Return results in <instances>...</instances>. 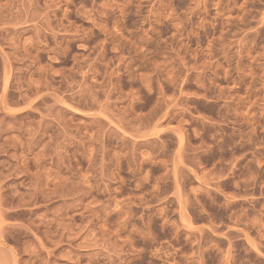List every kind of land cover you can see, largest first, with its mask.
I'll use <instances>...</instances> for the list:
<instances>
[{"label": "rangeland", "instance_id": "374dc122", "mask_svg": "<svg viewBox=\"0 0 264 264\" xmlns=\"http://www.w3.org/2000/svg\"><path fill=\"white\" fill-rule=\"evenodd\" d=\"M0 264H264V0H0Z\"/></svg>", "mask_w": 264, "mask_h": 264}]
</instances>
